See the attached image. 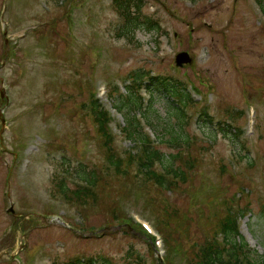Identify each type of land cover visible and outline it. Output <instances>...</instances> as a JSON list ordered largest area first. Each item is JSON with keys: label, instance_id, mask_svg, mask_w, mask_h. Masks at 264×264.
<instances>
[{"label": "rangeland", "instance_id": "rangeland-1", "mask_svg": "<svg viewBox=\"0 0 264 264\" xmlns=\"http://www.w3.org/2000/svg\"><path fill=\"white\" fill-rule=\"evenodd\" d=\"M142 2V13L159 27L139 23L118 35L122 20L112 0H0V117L5 119L2 131L0 122V264H63L98 255L122 262L130 250L145 257L143 264H168L165 243V254L154 250L150 256L144 235L89 234L116 226L106 209H81L52 195L55 174L62 177L64 167L78 162L102 169L121 192L128 188L118 206L127 216L149 221L163 241L153 216L165 219L166 208H178L187 218L180 216L187 234L172 223V235L183 250L199 241L206 218L217 209L224 214L226 200L238 213L237 238L264 257V12L256 0ZM183 50L192 62L177 67L174 57ZM134 71L188 86L200 103L184 111L182 130L171 93L145 86L131 93ZM93 94L113 118L110 130L120 151L133 146L120 131L129 117L138 119L165 154L176 151L158 141L169 137L168 129L196 135L203 149L193 183L156 193L148 184L143 191L111 176L101 165L88 110ZM127 95L141 108L124 105ZM199 106L216 122L231 124L228 136L202 123ZM227 109L242 112L229 121ZM170 256L174 264H184L176 252Z\"/></svg>", "mask_w": 264, "mask_h": 264}, {"label": "trees", "instance_id": "trees-1", "mask_svg": "<svg viewBox=\"0 0 264 264\" xmlns=\"http://www.w3.org/2000/svg\"><path fill=\"white\" fill-rule=\"evenodd\" d=\"M142 0H112V6L116 14L121 18L122 24L118 29V35H125L130 32L135 25L144 23L148 28L159 27L156 21L150 20L148 16L142 13ZM260 9L264 12V5L261 0H256ZM130 77V76H129ZM131 93H138L144 86L146 88H155L163 93L168 91L174 97L175 118L180 129H183V119L185 110L199 105V101L195 100L188 92L187 85L181 80L170 76L151 75L143 72L134 71L132 73ZM152 86L149 87L148 84ZM117 88H115V92ZM93 98L89 103V114L96 128L98 147L101 148L103 163L101 164L107 172H111L115 179L123 180L126 186L130 182L131 185L143 190L148 184L156 193L163 190L171 191L178 188L180 183H193L192 172L200 161V152L202 145H198L196 135L187 137L181 132H170L169 137L164 140L158 138V141L167 143L176 148L174 153L165 154L154 147V139L147 133L143 132V127L138 119H127V122L120 127V131L133 143L129 149L120 151L115 146V138L110 130L112 116L110 112L92 95ZM138 97L141 96L138 94ZM124 105L130 110L141 108V104L135 100H131L125 96ZM171 102V104H172ZM114 108L120 111V107L115 105ZM228 112L229 121L239 117L242 110ZM199 117L202 123L212 125L217 131L224 136H228L231 130L228 128L231 124L226 121L216 122L208 113V109L199 106ZM133 117V116H132ZM151 125V124H150ZM180 130V131H181ZM182 134V135H181ZM134 148V149H132ZM224 167V164L221 165ZM62 177L55 174V182L51 189L52 195L59 197L67 204H71L78 208L100 207L109 215L108 219L116 225H129L137 234L130 232L126 227L119 230L134 236L144 235L150 240L149 253L152 256L153 238H150L142 229H140L132 219L127 216L124 209L118 206V197L125 191L121 192L120 188L111 183V180L104 179V172L96 169V167H88L82 162L73 167H64L61 170ZM106 173V172H105ZM63 178L70 181L66 182ZM137 184V185H135ZM109 189L106 196L105 190ZM144 191V190H143ZM213 192V191H212ZM208 200L212 202V195H208ZM226 206L224 214L217 209L211 220L205 219V232L199 241L193 243L190 247L183 250L177 239L172 235L176 231L171 224L182 228L187 234V224L183 221L180 224V216L178 208H166L165 219L156 217L154 221L156 228L163 233L164 243L167 246V262L174 264L170 254L176 252L183 260L184 264H264V257L256 254L245 242L238 239V213L234 212L227 205L226 200L223 201ZM171 209V210H168ZM178 210V211H177ZM180 214V215H179ZM181 218L187 219L185 216ZM168 226V229H166ZM182 253H181V250ZM184 253V254H183ZM145 257L136 250H130L125 254L122 262H116L107 256H75L67 259L63 264H143Z\"/></svg>", "mask_w": 264, "mask_h": 264}, {"label": "water", "instance_id": "water-1", "mask_svg": "<svg viewBox=\"0 0 264 264\" xmlns=\"http://www.w3.org/2000/svg\"><path fill=\"white\" fill-rule=\"evenodd\" d=\"M5 43H7V41H5ZM191 62H192V58H191L190 54L187 51H180L174 57V63L178 67H181V66H183L185 64H190ZM0 120H1V124H2V128H1V131H2L3 130V127H4V124H5V120H4L3 117H1ZM9 211L13 213L12 207L9 208ZM37 216L41 217L40 215H37ZM44 222L48 223L49 221H44ZM120 227L121 226L106 227L103 230H100L98 232L100 234H102L105 231H115V230H118ZM127 228L130 231H132L130 227H127ZM92 233H94V232H89V234H92ZM81 234L86 235L85 233H81Z\"/></svg>", "mask_w": 264, "mask_h": 264}]
</instances>
